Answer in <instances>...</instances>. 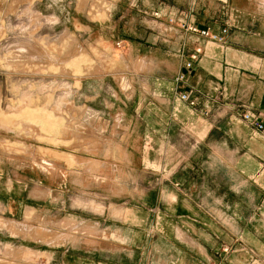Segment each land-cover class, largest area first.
I'll return each mask as SVG.
<instances>
[{
  "label": "rangeland",
  "instance_id": "rangeland-1",
  "mask_svg": "<svg viewBox=\"0 0 264 264\" xmlns=\"http://www.w3.org/2000/svg\"><path fill=\"white\" fill-rule=\"evenodd\" d=\"M245 6L0 0V264H198L181 241L207 230L216 264H264L261 148L201 146L207 113L168 95L190 38L168 18Z\"/></svg>",
  "mask_w": 264,
  "mask_h": 264
},
{
  "label": "crops",
  "instance_id": "crops-1",
  "mask_svg": "<svg viewBox=\"0 0 264 264\" xmlns=\"http://www.w3.org/2000/svg\"><path fill=\"white\" fill-rule=\"evenodd\" d=\"M207 1L212 3L219 0ZM220 1L225 3L240 0ZM243 1L248 2V6L230 12V18L240 19V22L226 21L221 27L211 21H203L199 24L201 28H209L213 33H219L223 28L227 29L222 44L202 40L196 42L193 37L189 39L184 37L182 54L175 55L178 62L177 60L175 62L176 67L172 74V84L168 95L174 100L171 103L178 105L179 108L194 109L199 115L207 113L208 118L202 120L206 134L200 143L201 146H205V140L214 133L221 134V138L214 141L216 146L225 147L236 142L237 145L248 150L257 143L261 152L254 154V158L256 162H259L257 165L261 167L260 162H264V138L256 134L254 126L244 121L242 115L252 114L264 123V11L256 7L251 8V3H256L257 0ZM205 13V10L200 8L190 21H196L197 17H207ZM197 45L202 47L203 53L186 72L184 84L175 83V77L183 71V62ZM188 89L193 90L191 98L196 102L194 107L177 101L178 93ZM229 156L233 158V154ZM249 157L251 158L244 153L241 159ZM194 221L203 226L212 224V220L208 218H197ZM207 231L208 234H198L202 237L199 242L189 239L186 235H183V241H181L184 249L194 254L198 264L210 263L219 250L218 237L215 234L210 235L212 234L210 230ZM195 234L197 236V233ZM258 253L264 256L263 246ZM212 263L216 264L215 261Z\"/></svg>",
  "mask_w": 264,
  "mask_h": 264
},
{
  "label": "built area",
  "instance_id": "built-area-1",
  "mask_svg": "<svg viewBox=\"0 0 264 264\" xmlns=\"http://www.w3.org/2000/svg\"><path fill=\"white\" fill-rule=\"evenodd\" d=\"M168 24L172 27L175 26L179 30L183 31L189 37L195 38V41L199 40L208 41L215 44H222L227 34V29L223 28L219 33H213L209 28H197L191 24H186L184 21H177L175 18H168ZM117 46H120L118 44ZM202 54V47L197 45L192 49V51L188 54L187 59L183 62L182 69L177 76L175 77V83L184 84L186 81V72L192 68V65L195 61L198 60L199 55ZM193 91H180L178 93V100L188 104L190 107H194L196 102L191 98ZM242 119L246 122L251 123L254 126L255 131L264 136V123L256 119L252 114L244 113Z\"/></svg>",
  "mask_w": 264,
  "mask_h": 264
},
{
  "label": "bare ground",
  "instance_id": "bare-ground-1",
  "mask_svg": "<svg viewBox=\"0 0 264 264\" xmlns=\"http://www.w3.org/2000/svg\"><path fill=\"white\" fill-rule=\"evenodd\" d=\"M76 63V62H75ZM67 65V64H66ZM26 113V112H25ZM48 116V115H47ZM44 119V118H43ZM48 121L50 120V117L49 118H46ZM26 120V119H25ZM32 120V119H31ZM36 120V119H35ZM55 120V119H54ZM15 121V120H14ZM18 121V120H16ZM46 121V120H45ZM55 122V121H54ZM36 123V122H35ZM54 124V123H53ZM37 127V126H36ZM70 146V145H69Z\"/></svg>",
  "mask_w": 264,
  "mask_h": 264
}]
</instances>
